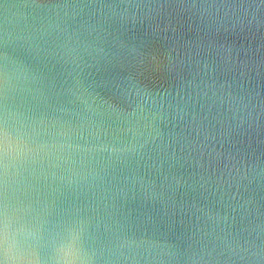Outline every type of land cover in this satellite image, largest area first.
Listing matches in <instances>:
<instances>
[{
    "label": "water",
    "instance_id": "95a60500",
    "mask_svg": "<svg viewBox=\"0 0 264 264\" xmlns=\"http://www.w3.org/2000/svg\"><path fill=\"white\" fill-rule=\"evenodd\" d=\"M0 264H264V0H0Z\"/></svg>",
    "mask_w": 264,
    "mask_h": 264
}]
</instances>
